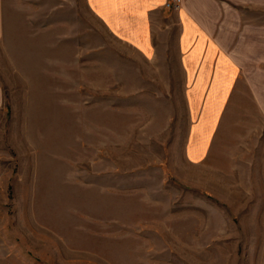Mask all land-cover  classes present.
<instances>
[{"label":"rangeland","instance_id":"374dc122","mask_svg":"<svg viewBox=\"0 0 264 264\" xmlns=\"http://www.w3.org/2000/svg\"><path fill=\"white\" fill-rule=\"evenodd\" d=\"M2 9L0 264H264L257 86L236 78L193 160L205 98L173 44L147 59L85 0Z\"/></svg>","mask_w":264,"mask_h":264},{"label":"crops","instance_id":"0c3cea01","mask_svg":"<svg viewBox=\"0 0 264 264\" xmlns=\"http://www.w3.org/2000/svg\"><path fill=\"white\" fill-rule=\"evenodd\" d=\"M85 2L115 38L147 59L159 53L160 46L174 45L192 107L198 108L203 94L205 98L203 116L193 127L191 159L205 153L204 144L238 76L264 93V0H181L176 8L166 7L167 0ZM255 103L264 111V95Z\"/></svg>","mask_w":264,"mask_h":264},{"label":"built area","instance_id":"2783aa9c","mask_svg":"<svg viewBox=\"0 0 264 264\" xmlns=\"http://www.w3.org/2000/svg\"><path fill=\"white\" fill-rule=\"evenodd\" d=\"M181 4V0H167L166 7H178Z\"/></svg>","mask_w":264,"mask_h":264}]
</instances>
